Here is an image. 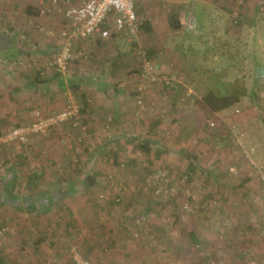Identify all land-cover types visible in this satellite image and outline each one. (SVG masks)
Masks as SVG:
<instances>
[{
	"label": "rangeland",
	"instance_id": "rangeland-1",
	"mask_svg": "<svg viewBox=\"0 0 264 264\" xmlns=\"http://www.w3.org/2000/svg\"><path fill=\"white\" fill-rule=\"evenodd\" d=\"M216 1L208 0L202 6L204 14L199 16L200 22L204 23L206 31L213 30V36L219 31V49L222 53L226 52L224 60L236 56L241 62L238 68L245 74L249 73L245 78L248 94L240 96L234 103L212 109L208 105L211 96L206 97L190 90L186 67L181 64L180 58L173 55L176 52L164 51L166 62L161 60V63L159 59L157 69L161 73L179 75L182 82L176 81L171 87L181 85L184 94L178 100L172 97V88L162 90L164 93L152 88L146 94L147 106L155 103V109L133 113L136 121L139 120L138 130L135 136H128V141L119 151L116 150L119 163L115 162L114 151L107 145L110 151L105 155L102 152L93 161L88 160V171L96 174L99 183L94 187L93 198L88 193L75 192L64 201L65 205L69 204L68 207L73 208V213L65 212L64 209L48 217L33 216L19 210L15 212L12 226L9 213L14 200L10 201L3 185L10 177L12 162L6 161L8 165L3 162V166L1 163L0 201L7 203L0 204V251L5 258L4 264H11L14 260L21 264H28V260L37 261L36 254L40 256V251L33 252L31 245L48 228L50 234H45L46 244L55 243L47 246L52 250L54 246L60 247L59 264L77 263L76 258L80 260V257L89 259L93 264H247L248 260V264H264V245L260 247L256 242L264 237V19L256 25L249 21H253L261 0ZM223 3L233 9V13L239 11L240 6L241 11L245 5L248 9L249 22L236 29L230 26L232 39L230 35L229 38L221 36L228 21L225 24L210 23L212 20L209 16L223 15L225 20L229 18L226 6L222 7ZM217 5L220 8L216 10ZM205 27L204 31L201 28L186 35H176L168 47H179L181 52L186 51L183 46L197 49L204 47V37L212 45V31L210 34L205 33ZM192 58L190 56L188 61ZM217 61L215 64L221 63ZM206 64L208 67L210 64L215 65ZM260 66L263 67L261 73ZM250 75L260 78L255 95L250 94L253 81ZM153 93L154 98H148ZM174 108L178 109L177 113H174ZM157 115L162 121L150 133L148 129ZM77 136L70 135L71 141ZM140 139H152L151 150H142L134 155L132 145ZM73 144L67 147L65 141L67 152H71L73 158L87 159L92 142L79 144L76 140ZM35 154L32 153L28 161L29 173H43L46 169L44 187L40 188L48 191L51 188L49 181L60 179L65 168L60 166L61 162L56 163L58 159L50 158L45 151L41 156L37 153L35 157ZM4 155H7L6 150H3L2 157ZM189 160L199 164L192 181L185 179ZM219 167L223 169L221 175L224 177L219 174L218 183L209 174L211 171L218 173ZM17 174L14 191L19 200L17 204L34 203V199L26 196L35 190L29 183L27 173L21 168ZM245 177L250 180L244 183L242 179ZM152 193L159 196L160 201L154 204L153 210H147L149 201L146 197L149 196L151 200L156 198ZM110 200L116 202V205L110 206L111 209L108 206ZM52 202L49 201V206ZM133 207L136 209L129 223L134 231L141 227L147 230L146 235L142 236L143 243L137 244L126 235V239L117 241L114 248H108L106 241L103 242L107 237L105 231L111 229L116 232L122 213L127 209L131 211ZM31 216L36 225L34 222L30 225ZM68 223L72 226H68ZM100 224H104L105 228L101 229ZM193 229L201 235L202 244L199 246L191 242L190 231ZM149 230L153 233H149ZM93 241L98 243L88 251Z\"/></svg>",
	"mask_w": 264,
	"mask_h": 264
},
{
	"label": "crops",
	"instance_id": "crops-1",
	"mask_svg": "<svg viewBox=\"0 0 264 264\" xmlns=\"http://www.w3.org/2000/svg\"><path fill=\"white\" fill-rule=\"evenodd\" d=\"M73 2L77 3L78 0ZM207 2L208 0H135V11L141 18L138 33L130 35L124 30L113 34L109 39L99 37L97 40L79 39L75 41L73 47L84 50L89 57L75 61L71 65L68 75L62 76L52 66V60L62 48L64 41L62 31L69 27L64 15L68 3L61 4L57 8L52 7L50 12H44V7L48 4L46 0H0V133L16 125L31 122L37 110L50 112L62 109L69 92L74 93L80 105H83L80 97L82 92H85L90 104L86 113L89 123L85 119L89 127L90 138L84 142L86 144L92 142V145L90 146L91 153L88 154L87 159H81L86 161L84 164L87 166L88 160L93 161L94 157L102 155V152L105 155L110 149L114 151V160L117 159L116 150L119 151L120 147L128 141V136L136 135L139 126L137 122L139 120L136 121L135 116H133V113L137 114L136 111L138 110L134 100L138 76L135 47L142 45L149 50V53L153 50L152 58L156 64L160 63L161 60L166 62L165 55H163L164 51L176 52L172 54L180 58L181 64L186 67V72L188 68L208 67L206 63L215 64L219 60L217 57L222 54V50L219 49L221 37H219L218 30L216 31L217 36L216 34L213 36V30H211L212 45L211 41L204 37V47L193 49L189 46L187 48L183 46L187 55L186 51L181 52L179 47H175V49L168 47L170 40L180 33L186 35L192 30L201 28L204 31L205 25L202 21L200 22L199 16L204 14L202 6ZM219 6L215 7L216 10L220 8ZM225 6L223 3L222 7ZM227 7L228 11L229 8ZM171 15L179 19L180 29L176 30L172 27ZM209 17L212 20L210 23L214 24H225V21L229 19L225 20L223 15ZM211 31L205 33L210 34ZM221 36L225 37V32ZM190 56L193 58L188 61ZM35 62L36 64H33ZM161 69L163 70V68ZM36 72H40L42 79L40 84H36L34 81L38 77ZM71 83L79 86L78 95L73 90ZM183 89L181 85L173 86L174 94L172 97L176 100L181 99L184 94ZM153 90L161 92L163 90L162 85H156ZM162 93L164 92L162 91ZM154 96L153 93L148 98H154ZM167 97L171 99L170 96L167 95ZM173 111L177 113L178 109L174 108ZM153 122H159V115L154 118ZM70 135H73L72 127L69 124H63L52 128L43 136L33 137L28 145H22L18 142L1 145L0 164L2 163L3 166V162L11 160V167L14 161L20 159L29 164L28 161L32 153H36L33 155L36 157L37 153H40L38 155L41 156L45 151L50 158L58 159L56 163L60 164L61 162L60 166L65 168L64 164L66 163L63 162L69 160L66 159V154H71L66 150L65 141L67 147L74 145L73 143L76 141H71ZM116 146L117 148H114ZM3 150L7 151V155L4 157H2ZM7 162L5 165H8ZM44 164L46 165V162ZM19 167L26 170L27 166L21 163ZM45 175L46 169L43 170L42 178H40L42 188L44 187L43 180L45 178L43 176ZM60 177V179L49 181L51 188L48 191L38 187L29 192L26 196L29 199H34V203L24 204L22 202L21 212L27 211L33 216L47 215L48 217L54 212L57 213L60 210L57 206L59 203L57 200L65 201L73 195L68 192V189L65 192H59L57 188L59 185H72V180L70 182V179L66 177L62 179L61 175ZM245 180L249 181L250 179L245 177ZM61 193L64 195L60 196ZM50 197L53 198V202L48 209L44 205V201ZM68 205L64 208L65 212L73 213L71 211L73 208L68 207ZM12 207L13 209L9 214H11L10 221L13 226L15 212L19 210L16 209L15 205ZM30 219L32 220L30 225L36 222L34 217L31 216ZM48 229L44 230L43 236L35 239L31 245L34 248L33 252L40 251V256L36 254L38 259L35 260L37 261L28 260V264H59L61 262L59 259V257L61 258L60 247L54 246L53 250L47 247L48 244H55H50L49 241L46 244L45 234L46 232L50 234ZM256 242L257 245L263 247L264 237L257 239ZM1 256L4 258V255L1 254ZM7 260H11V258ZM246 263H250L249 260ZM11 264L21 263L14 260Z\"/></svg>",
	"mask_w": 264,
	"mask_h": 264
},
{
	"label": "trees",
	"instance_id": "trees-1",
	"mask_svg": "<svg viewBox=\"0 0 264 264\" xmlns=\"http://www.w3.org/2000/svg\"><path fill=\"white\" fill-rule=\"evenodd\" d=\"M239 9L240 10L238 11L237 16L232 15L233 9L228 10L230 15H229V19H228V24L226 25V29H225V34H226L225 37L226 38H229V35H230L231 39L233 38V34H232V30H231L230 26L236 29L239 26H241L243 23H247V21H248L247 16H249V15L247 14V11H246V10H248L247 6L245 5L244 8L242 9V11H241V6ZM253 17H254L253 21H251L252 19L249 21L253 22L252 24L255 23V25L258 24V22H260L262 19H264V0H261L260 7H259L258 11L254 14ZM170 22H171V25L174 29L178 30L181 28L179 19H177L174 15L170 16ZM224 42L225 41H223V44H225ZM152 52H154V51L153 50L150 51L151 57L153 56ZM225 56H226V52H223L219 57H217L221 62L220 64H215V65H212V66H209L206 68H188L187 72H186L187 81H188L191 89L195 93L204 95L206 97L211 96V97H209L208 105L212 109L218 108L219 105H226L228 103H234V102L239 100L240 96L247 95L249 92V90L247 89L246 83H245V78L248 77L249 73L245 74V73H243L242 69L240 70V68H238L239 65L241 64V62H238V58H236V56H233L232 59L228 60V61L224 60ZM257 65H260V63H257ZM36 75L38 77L34 81L36 82V84H40L42 82V79L40 78V72H36ZM251 77L253 78V81H252V87L250 89V94L255 95V94H257L256 87H257V84H258L260 78H256L253 75H250V78ZM157 85H159V84H157ZM160 85H162L163 90H167L169 88L165 84H160ZM71 86H72L73 90L76 92V94L78 95L79 86L74 84V83H71ZM170 88H173V87L170 86ZM79 95H80V93H79ZM135 97H136V92H135ZM80 98L82 99V102H83V105L81 104V114H82L84 120L86 119V121H88V123H89V119L86 116V113L88 112V108L90 107L87 94L85 92H82V95ZM160 119L161 118L159 117V122L151 123L150 128L148 129L149 132L151 131V129L153 127H156V125H158V123H160L162 121V120L160 121ZM63 124H69L72 127V131H73L74 135H76L78 133L79 139L77 140L78 136L76 135L77 138L75 140H77V142L79 144H82V142H84L85 140L90 138V134H89V137L81 136L80 132L76 131V128H74L70 122H65V123H62L61 125H63ZM16 126H19V125H16ZM151 141H152V139H146V141L143 139H140V140L136 141L132 146V154L135 155L139 151H142V150L143 151L151 150ZM159 154H160V151L158 152V155ZM181 154H182V152H181ZM66 156H67L66 159H69V160L67 162H66V160L63 162L66 164H64L65 170L62 171L61 175H62V179L64 177H66V178L70 179V182L72 180V185H69V184H65V185L61 184L64 186L59 185V187H57L59 192H62L63 190L68 189L69 193L74 194L75 192L79 191L78 193H82V194L88 193V194H90V197L93 198L94 196L92 194L95 193L94 187L97 186L99 183L98 179L96 177V174H93V173H91V171H88V165L86 166L84 164L86 161H83L80 157H77L75 159V158L71 157V154H66ZM115 162L119 163V161H117V159ZM21 163L27 166L26 170H24V173H27L29 183L33 186V188H38L40 186L42 187V183L40 182V180H41L40 178H42V175H43V173H39L38 171H32L31 173H29L28 163H26V161H23V159H20L18 161L13 162L12 166L9 168L10 169V177L7 179L6 184H3V185H4V188L6 190V195L9 196L10 201L14 200L13 203H14L16 209H18V210H21L22 205L17 204V202L19 200L16 199V197L14 195V191L16 188L17 175H18L17 173H18L19 169H21V167H19V165L21 166ZM198 167H199V164L195 163L194 160H189L188 167L185 170L186 181H192L194 179L193 175L195 174L196 168H198ZM201 168H203V167H201ZM203 172H204V169H203ZM217 172L218 173L211 171V173L209 175L213 179L217 180V176L219 174L220 175L222 174L223 169L221 167H219ZM221 176H223V175H221ZM242 180L244 183L247 182V180H245V178H243ZM217 182L219 183L220 181L217 180ZM60 190H62V191H60ZM151 195H153V193ZM60 196H63V193H61ZM153 196L156 198H154L152 200L149 196L146 197V199L149 201V204L147 205V207H148L147 210H153L155 207L154 204L155 203L159 204L158 203L160 201L159 196H156V195H153ZM52 199L53 198L50 197L44 201V205H46L47 208L48 207L50 208L49 201L52 202ZM57 201H59V203L57 205L58 208H60V210H64V207L67 206V205H65L64 201L63 200H57ZM0 204L4 205L7 203H5L4 201H0ZM108 204H109L108 205L109 209H111L112 207L110 208V206L113 204L116 205V202L114 200L113 201L110 200ZM11 205H13V204L11 203ZM128 206H130V204H128ZM105 208H107V207H105ZM134 209H136V207H133V209H131V211H129V209H127L124 213H122L123 217L121 216V221H119L120 224H119L116 232H114L115 230L112 231L111 229L108 231H105L107 237H106V240L103 239V242L106 241L105 243H107L106 245L108 248L109 247L114 248L117 244V241H119V240L122 241V239H126L125 238L126 235H129L127 238L128 239L131 238L137 244L143 243L142 236L146 235L147 230H144L141 227V228H136L135 229L136 231H134L133 226L129 223L130 219L132 218V212ZM120 211L122 212L123 208ZM109 212H110V210H109ZM68 226H72V224L68 223ZM99 226L101 229L105 228L104 224H100ZM149 233L152 234L153 231L149 230ZM190 237H191V242L194 245L199 246V244H202L201 235L199 234L198 231H196L194 229L192 231H190ZM96 243H98V241L91 242V244L88 248V251L92 250L93 246ZM128 250H130V249H128ZM147 251L150 252L148 249H147ZM83 254L86 255V253H83ZM0 264H4V258L1 256V251H0ZM73 264H77V263L74 262Z\"/></svg>",
	"mask_w": 264,
	"mask_h": 264
},
{
	"label": "built area",
	"instance_id": "built-area-1",
	"mask_svg": "<svg viewBox=\"0 0 264 264\" xmlns=\"http://www.w3.org/2000/svg\"><path fill=\"white\" fill-rule=\"evenodd\" d=\"M46 1L48 4L44 7V12H50L52 7L57 8L68 3L64 15L69 27L62 31L64 38L62 48L52 60V66L62 76L68 75L75 61L89 57L84 50L73 47L75 41L97 40L99 37L109 39L113 34L124 30L130 35H136L140 29L141 18L135 11V0H78L77 3H74V0ZM237 15L238 11L233 13V16ZM135 55L139 71L135 85V103L139 113L155 109V103L147 106L145 97L157 84H165L170 89L172 84L176 81L182 82V79L179 75L159 72L146 47L142 45L135 47ZM65 122H70L81 136L89 137V127L81 114V105L72 92L67 94L62 109L50 112L37 110L31 122L1 132L0 146L14 142L27 145L31 138L43 136ZM80 258V260L76 258L78 264H93L89 259Z\"/></svg>",
	"mask_w": 264,
	"mask_h": 264
},
{
	"label": "water",
	"instance_id": "water-1",
	"mask_svg": "<svg viewBox=\"0 0 264 264\" xmlns=\"http://www.w3.org/2000/svg\"><path fill=\"white\" fill-rule=\"evenodd\" d=\"M262 71H263V67L260 66V67H259V73H261Z\"/></svg>",
	"mask_w": 264,
	"mask_h": 264
}]
</instances>
